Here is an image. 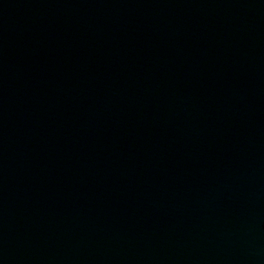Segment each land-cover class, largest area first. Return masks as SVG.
<instances>
[{
  "label": "water",
  "instance_id": "95a60500",
  "mask_svg": "<svg viewBox=\"0 0 264 264\" xmlns=\"http://www.w3.org/2000/svg\"><path fill=\"white\" fill-rule=\"evenodd\" d=\"M0 264H264V0H0Z\"/></svg>",
  "mask_w": 264,
  "mask_h": 264
}]
</instances>
